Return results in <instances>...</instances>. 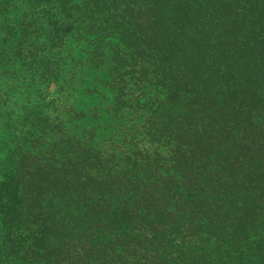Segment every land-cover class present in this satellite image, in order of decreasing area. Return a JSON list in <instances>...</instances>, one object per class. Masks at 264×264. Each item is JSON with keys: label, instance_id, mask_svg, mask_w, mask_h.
<instances>
[{"label": "trees", "instance_id": "trees-1", "mask_svg": "<svg viewBox=\"0 0 264 264\" xmlns=\"http://www.w3.org/2000/svg\"><path fill=\"white\" fill-rule=\"evenodd\" d=\"M0 264H264V0H0Z\"/></svg>", "mask_w": 264, "mask_h": 264}]
</instances>
